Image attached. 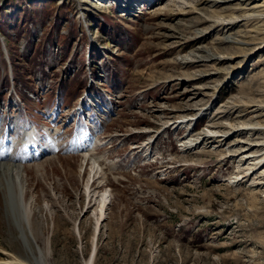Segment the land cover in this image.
<instances>
[{"label": "rangeland", "instance_id": "374dc122", "mask_svg": "<svg viewBox=\"0 0 264 264\" xmlns=\"http://www.w3.org/2000/svg\"><path fill=\"white\" fill-rule=\"evenodd\" d=\"M141 1L0 0V25L13 48L8 67L0 46V124L10 115L0 130L23 125L25 115L40 130L50 118L68 125L67 114L50 111L52 94L59 89L71 107L88 80L101 106L85 112L86 122L112 115L99 121L104 142L95 155L90 149L84 157L80 140L75 153L60 148L25 165V151L13 153L17 141L0 142V156L22 161L24 197L32 200L23 240L4 215L0 191V264H32L38 248L45 264H87L93 246L92 264H264V0ZM52 42L78 71L63 76L61 60L46 67L53 90L19 103L16 93L31 90L32 80L38 86L39 60ZM214 130L224 136L200 139ZM65 132L67 144L73 135ZM245 144L259 179L239 158ZM92 157L102 169L94 181ZM87 183L106 191L97 229L95 211L85 207Z\"/></svg>", "mask_w": 264, "mask_h": 264}, {"label": "bare ground", "instance_id": "6f19581e", "mask_svg": "<svg viewBox=\"0 0 264 264\" xmlns=\"http://www.w3.org/2000/svg\"><path fill=\"white\" fill-rule=\"evenodd\" d=\"M145 1H150V0H145ZM223 1H225V0H223ZM239 1L242 3L245 0H239ZM230 40L231 39L229 38V41ZM214 58L217 59V57H214ZM221 58H224V57H221ZM221 58H218V59L220 60ZM226 58L229 59V58H233V57L229 56V57H226ZM182 122L183 121H181V123ZM239 124H241V123H239ZM253 125L256 127L255 123ZM247 126H248V124H247ZM235 127L237 128L238 126H235ZM260 128H261V126H260ZM243 129H245V128H241L240 127L237 130L235 128L233 130L238 131V130H243ZM246 129H247V127H246ZM255 129L257 130V128H255ZM29 133L32 134L30 131H29ZM236 133H238V132H236ZM28 135L29 134H27V136H26L27 139L29 137ZM207 136L215 139V138H218V137H223L224 135L223 136H221V134L218 135V134H216V132L214 130V131L205 132V135L203 137H201V138L199 137V138L200 139H204ZM26 137H24L23 141L28 146L34 145V147L37 148V145L33 144L34 141L31 142V139L27 140ZM250 140H251V138H250ZM83 141H84L83 143L80 142L79 151L82 153V155L84 157L90 156L91 155V152H90L91 148H89L88 145L86 144L87 140H83ZM259 141L260 142L263 141V143H264V140H259ZM238 143H240V142H238ZM253 143H254V141H253ZM245 145H246V147L244 146V147H242V149H238L240 151V154L238 153V155H240L239 158L245 159L246 162L248 161V164L246 163L248 165L246 167V169H245L246 172H250V174L254 175L256 179H259V174L257 175V169L259 170L261 168L260 167H258V168L251 167L250 164H254V163H249V160H250L251 156L249 155V153H246L248 150L251 149V147L248 146L249 144H245ZM11 154H9V155H7L5 157H3V154L0 156V191H1V193L3 195V198H4V215L10 217V219H9L10 227H12L13 229L19 230L20 233H21V237L24 240V237H23V234H22V226H21V224L23 225V228L28 233L31 232L30 231V227H31L30 220L31 219H30L29 211H30V204L32 203V200L29 199V200L26 201V199L24 197V176H25L26 172L23 169L24 168L22 166L23 164L21 165L22 161L20 160V158L12 157ZM260 156H261V154H260ZM92 159H93V164H92V166L89 169V173H90L89 174V179L94 181L95 179H98V178H100L102 176L101 175L102 174L101 173L102 169H101L100 165L98 164V161H99L100 158L92 157ZM251 162H253V161H251ZM255 178H252V179H255ZM88 182H89V180H88ZM84 194H85L86 198L88 199V202H87V204L85 206L86 210L92 208L95 211V215H96L95 220H96V222H95V228L94 229H97L99 223L102 222L105 219V211H106V207L108 205V203L105 202L106 191L104 190L101 193H99L96 190V188L93 187L92 184H88L87 183V185L85 187ZM97 201H98V203H97ZM96 203H97V205H96ZM47 209L50 210V211L52 210V208L50 206L47 207ZM24 243H25V241H24ZM93 252H94V246L92 247V252H91L90 257H89V259L87 261V264H92L91 262H92V259H93V255H92ZM37 253H38L37 258L32 262V264H45L44 255H43L42 249L38 248L37 249Z\"/></svg>", "mask_w": 264, "mask_h": 264}, {"label": "trees", "instance_id": "16d2710c", "mask_svg": "<svg viewBox=\"0 0 264 264\" xmlns=\"http://www.w3.org/2000/svg\"><path fill=\"white\" fill-rule=\"evenodd\" d=\"M61 17H62V15H61V16L59 15V19H60ZM89 17H90V16H89ZM91 20H92V21H97V19H96V18H91ZM32 21H34V18L32 19ZM17 25H18V24H16V23H15V24H13V25H12V28H11V30H14V31H16L15 29H16ZM0 28H1L2 32L4 33V31H3V29H2V26H1V25H0ZM18 33H20V32H18ZM5 34H6V33H4V35H5Z\"/></svg>", "mask_w": 264, "mask_h": 264}]
</instances>
